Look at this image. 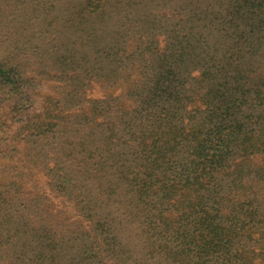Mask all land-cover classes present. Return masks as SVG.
<instances>
[{
	"label": "trees",
	"instance_id": "16d2710c",
	"mask_svg": "<svg viewBox=\"0 0 264 264\" xmlns=\"http://www.w3.org/2000/svg\"><path fill=\"white\" fill-rule=\"evenodd\" d=\"M31 44L71 83L31 131L58 129L50 185L84 227L0 191V264H264V0H0V93L33 84Z\"/></svg>",
	"mask_w": 264,
	"mask_h": 264
},
{
	"label": "rangeland",
	"instance_id": "374dc122",
	"mask_svg": "<svg viewBox=\"0 0 264 264\" xmlns=\"http://www.w3.org/2000/svg\"><path fill=\"white\" fill-rule=\"evenodd\" d=\"M19 60L25 63L26 75L34 80L31 78L33 84L24 86L15 94L0 93V191L7 199L3 207L11 214L19 211L31 224L35 221V224L49 226L54 235H79L84 224L72 201L58 195L50 185L49 168H54L56 162L58 168L62 166L58 161L64 146L62 137L58 129L38 137L31 131L32 121L37 120L36 117L52 101L61 100L71 83L65 80V76L49 77L50 71L48 74H34L32 44L26 54L19 55ZM55 74L59 72L55 71ZM90 87V93L86 90L87 96L103 95L104 91L101 92L97 85L92 83ZM59 107L63 106L59 103ZM4 255L0 251V263Z\"/></svg>",
	"mask_w": 264,
	"mask_h": 264
}]
</instances>
